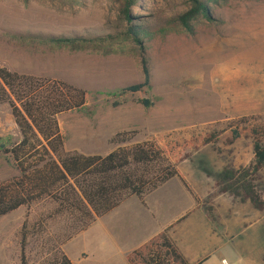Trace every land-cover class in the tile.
Returning a JSON list of instances; mask_svg holds the SVG:
<instances>
[{"label":"rangeland","instance_id":"374dc122","mask_svg":"<svg viewBox=\"0 0 264 264\" xmlns=\"http://www.w3.org/2000/svg\"><path fill=\"white\" fill-rule=\"evenodd\" d=\"M186 9V0H139L131 7L144 33L150 68V86L140 92L120 95L121 89L143 81L134 43L117 39L105 52L71 51L47 42L121 36L127 25L119 22L114 0H0V67L86 93L80 110L56 117L65 152L105 156L119 147L152 143L169 155L180 175L190 173L191 184L206 191L196 203L214 227L220 226L217 213L226 202L233 204L243 229H232L235 233L225 243L210 236L197 212L179 226V238L191 253L206 252L204 264H222V259L228 264H264V167L248 177L262 209L243 202L241 190H220L225 169L239 173L252 161V131L264 143V0L213 6V22L199 19L192 36L181 30L159 32ZM140 99L151 105L143 107ZM114 102L118 105L112 106ZM233 131L239 136L229 143ZM117 133H126V140L113 143ZM19 139L10 108L0 103V183L19 176L11 156L3 152ZM157 194L176 205L179 216L190 206L176 178ZM133 203L75 234V219L58 214L50 199L19 207L0 218V264H20L22 234L27 264H44L56 248L73 264H126L139 233L130 228L131 216L125 229L119 227L118 213L132 210Z\"/></svg>","mask_w":264,"mask_h":264},{"label":"trees","instance_id":"16d2710c","mask_svg":"<svg viewBox=\"0 0 264 264\" xmlns=\"http://www.w3.org/2000/svg\"><path fill=\"white\" fill-rule=\"evenodd\" d=\"M139 0H114L117 5L118 20L125 23L121 36L100 38H57L47 42L57 48L71 51L86 49H107L115 40L132 42L140 51L143 74L141 83L120 90V95L133 94L150 86V68L143 49L144 33L135 24L131 13ZM229 0H186L187 9L171 19L161 34L183 31L192 36L196 21L205 19L213 22L212 7L225 4ZM86 93L61 81L35 78L8 71L0 67V103L8 105L20 139L8 149L19 171V176L0 183V218L42 199H50L57 204L60 215L75 219L73 233L84 231L97 218L103 217L128 198L135 196L141 201L150 193L177 177L188 188L169 155L152 143H142L131 147H119L105 156H86L67 153L63 150V139L56 117L62 113L80 110L85 104ZM148 108V99L137 101ZM114 102L112 106H117ZM253 143V158L242 172L225 169L222 173L221 192L241 190L243 202L248 200L256 209H262V202L255 192L252 180L264 167V143L259 141L257 131ZM233 131L232 140L238 138ZM126 133L114 135L113 143H122ZM213 138V137H211ZM209 141V140H207ZM195 201L198 199L194 196ZM210 221L213 219L207 213ZM69 235L65 240H69ZM26 235L21 236L20 264H27L25 256ZM129 264H188L165 232L146 246L127 256ZM44 264H72L69 258L55 249L51 259Z\"/></svg>","mask_w":264,"mask_h":264},{"label":"crops","instance_id":"0c3cea01","mask_svg":"<svg viewBox=\"0 0 264 264\" xmlns=\"http://www.w3.org/2000/svg\"><path fill=\"white\" fill-rule=\"evenodd\" d=\"M189 175L190 173L189 174L181 173V176L185 180L191 192L183 185V183L179 178L174 177L178 180L181 188L188 195L190 200L189 208L184 213L181 212L183 214L180 216L177 213L176 205L172 206L171 204L166 202V198H161L160 194L159 195L157 194L158 191H160L162 188L164 189V187L168 186L173 178L167 181L166 183H164L163 185H161L160 187H158L157 189H155L153 192L143 196L142 201L139 198L132 196L127 200H125L123 203H121L117 208L109 212L110 215L114 212H117L119 208H123L126 204L134 202L132 210H123V211L121 210L118 213L121 215V219L119 221L121 222V224H123L122 226L119 227L125 229L124 228L126 227L125 219L128 218V216L129 217L131 216L132 220H130L131 221L130 228L137 230L139 233L137 237L138 242H135V245H133V248H131L127 252V254L134 250L139 249L150 240L154 239L161 233L165 232L168 238L175 245L177 250L180 252V254L183 256V258L188 264L206 263L207 261V257L205 256L206 252L202 253L199 249L197 250L193 249L194 251L193 253H191L190 250L186 248L185 243H183L182 240L179 238V232L181 230L179 229V226L182 224L181 222L183 221V219H186L187 216L192 215L195 212L199 214L197 216L198 220H200L201 223L206 224L207 228L210 231V236L214 240H216V242L218 241L221 243H225L227 242L226 239L227 235L235 233V231L233 232L232 229L238 227L240 228V230L243 229V227L241 226L242 216L237 215L235 213V208L233 207V204H229L228 202H226L225 207L219 213H217L218 217L220 218V223H219L220 226L214 227L207 214H205V212L199 206H197V203L194 198V196H196L198 201H201L203 199V196H205L207 193L205 190L202 191L201 188H195L196 186L194 187L191 184ZM139 206L141 210L139 209ZM147 220L150 221V224L148 226H147ZM231 222L232 225L228 227V225ZM115 231L116 228L114 229L113 232ZM222 261H226V260L222 259ZM125 262L126 264H129L126 256H125ZM256 263L258 262H254L253 264Z\"/></svg>","mask_w":264,"mask_h":264},{"label":"built area","instance_id":"2783aa9c","mask_svg":"<svg viewBox=\"0 0 264 264\" xmlns=\"http://www.w3.org/2000/svg\"><path fill=\"white\" fill-rule=\"evenodd\" d=\"M222 264H228V262H226V261H222Z\"/></svg>","mask_w":264,"mask_h":264}]
</instances>
